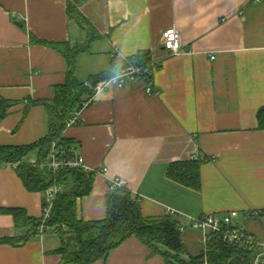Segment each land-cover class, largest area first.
Listing matches in <instances>:
<instances>
[{"label":"crops","instance_id":"1","mask_svg":"<svg viewBox=\"0 0 264 264\" xmlns=\"http://www.w3.org/2000/svg\"><path fill=\"white\" fill-rule=\"evenodd\" d=\"M71 4L99 34L75 58L78 81L145 53L154 88L150 94L139 81L111 83L80 111L76 125L65 127L64 137L90 169L107 168L94 173L91 193L77 199V217L106 218L110 179L123 177L147 217L174 209L186 222L237 209L241 225L264 240V129L257 124L264 106V0H0V96L12 102L0 123L1 146L48 135L43 103L65 83L67 61L32 37L84 45L88 32L70 17ZM172 25L184 53L164 48L162 32ZM36 158L34 150L23 161ZM191 159L199 161V188L168 175L170 165ZM45 193L28 190L14 168L0 166V239L17 241L0 243V264L62 262L53 228L23 240L28 227L2 211L23 209L37 219ZM250 209L260 210L262 219L244 220ZM181 241L189 255L204 249L197 229L182 232ZM91 264H164V257L132 236Z\"/></svg>","mask_w":264,"mask_h":264},{"label":"trees","instance_id":"2","mask_svg":"<svg viewBox=\"0 0 264 264\" xmlns=\"http://www.w3.org/2000/svg\"><path fill=\"white\" fill-rule=\"evenodd\" d=\"M69 14L88 32L84 45H74L71 48L64 43H49L32 37V41L60 51L67 61L65 83L55 88L53 100L43 103L49 118L48 135L33 144L0 145V163L21 162L16 171L28 190L46 192L54 180L60 186L61 191L53 200L51 214L46 221V224L52 226L60 236L61 247L58 249L62 256L60 264H91L102 259L112 248L121 245L125 239L132 236L147 246L151 250V255L163 256L164 264H204L205 260L208 264H251L255 253L235 247L221 240L219 235L213 236L201 253L189 255L181 241L180 221L171 214L151 218L145 216L142 214L139 201L132 196L128 187L109 191L106 198V218L94 221L78 218L77 199L91 193L95 174L81 169L63 168L53 175L50 171L33 168L28 162L23 161L24 157L37 150L36 162H45L50 151V143L56 139L60 146L72 147L74 143L63 135L68 117L80 107L85 96L92 94L93 86L98 81L110 78L124 64V61L118 63L119 65L116 64L109 72L90 77L86 83L79 82L75 74V58L79 53L86 52L90 42L99 34L72 4L69 6ZM135 58V61L131 59L136 63L150 62L145 53H140ZM145 74L151 75L147 71ZM11 104L12 102L0 96V123L7 115ZM257 124L259 129H264V106L260 107L257 113ZM198 168L199 161L191 159L189 162L172 164L167 171L175 181L199 188ZM45 205L44 200L43 206ZM2 211L11 213L18 227H28L23 240L37 234L42 222L41 216L37 219L28 217L23 209L18 208H2ZM3 242L17 243L14 239H0V243Z\"/></svg>","mask_w":264,"mask_h":264},{"label":"built area","instance_id":"3","mask_svg":"<svg viewBox=\"0 0 264 264\" xmlns=\"http://www.w3.org/2000/svg\"><path fill=\"white\" fill-rule=\"evenodd\" d=\"M162 43L169 55L184 53L180 32L174 25L168 27L162 32ZM115 57H120V55L117 54ZM123 61L124 64L116 70L113 76L98 81L93 86L92 94L82 102L83 104L80 109L76 110L75 113L68 117L66 127L76 125L80 120V111L91 103L94 95L98 91H101L103 87L111 83L119 87H125L134 81H139L145 86V91L150 94L154 93V88L151 86L152 76L145 74V71L152 74V63H136L125 59ZM49 147L50 151L45 162H29L31 167H37L48 172L50 171L53 175L63 168L81 169L84 172L90 173H104L107 169L105 167L90 169L85 163L76 144H73L72 147L65 148L60 146L58 139H56L50 143ZM6 165L16 170L20 167L21 162L0 163V166L5 167ZM126 183L127 180L123 177L112 178L110 179L109 187L111 190L127 188ZM60 191V186L56 183V180H54L45 193L46 205L43 206V212L41 215L42 222L37 234H43L44 231L53 228L52 226H48L46 221L51 214L53 200ZM168 213L175 217L179 215V212L174 209H168ZM240 217L241 213L237 209L222 212H208V214L200 216H189L186 222H180L179 231L184 232L187 229H197L201 231L202 240L204 241V249L208 246L213 236L219 235L221 240H224L235 247L255 253L251 264H264V240L258 239L252 233H249L239 222ZM243 218L244 220H261L262 212L260 210L250 209L244 214ZM204 264H208L206 260Z\"/></svg>","mask_w":264,"mask_h":264},{"label":"water","instance_id":"4","mask_svg":"<svg viewBox=\"0 0 264 264\" xmlns=\"http://www.w3.org/2000/svg\"><path fill=\"white\" fill-rule=\"evenodd\" d=\"M16 23H17L18 25L22 26V23H21V22L16 21ZM106 257H107V254L104 255L103 259H105Z\"/></svg>","mask_w":264,"mask_h":264}]
</instances>
